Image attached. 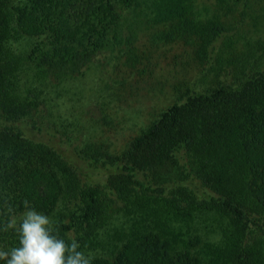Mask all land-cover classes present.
Masks as SVG:
<instances>
[{
    "label": "trees",
    "instance_id": "16d2710c",
    "mask_svg": "<svg viewBox=\"0 0 264 264\" xmlns=\"http://www.w3.org/2000/svg\"><path fill=\"white\" fill-rule=\"evenodd\" d=\"M217 2L204 22L191 0H0V249L19 246L8 208L19 222L28 201L92 264H264V68L241 62L227 83L190 87L119 153L47 119L51 84L108 49L133 57L141 32L216 56L241 0ZM116 208L134 220L108 250ZM208 218L223 221L219 243L183 231Z\"/></svg>",
    "mask_w": 264,
    "mask_h": 264
},
{
    "label": "rangeland",
    "instance_id": "374dc122",
    "mask_svg": "<svg viewBox=\"0 0 264 264\" xmlns=\"http://www.w3.org/2000/svg\"><path fill=\"white\" fill-rule=\"evenodd\" d=\"M244 1L235 17L229 16L231 24L238 23V30L224 41L216 56L197 55L194 39L167 43L162 36H155L153 29L141 32L133 57L126 53L116 56L108 49L96 57L83 76L51 84L46 95L47 119L79 139L82 147L94 145L119 153L190 87L207 90L227 83L241 62L264 68V0H249L247 6H243ZM191 3L197 19L204 22L218 14L217 0ZM21 39L17 46L25 49L28 40ZM133 217L116 208L101 232V239L114 241L108 250H114L119 237L128 232ZM183 225L185 233H195L206 243L223 239L224 224L217 218Z\"/></svg>",
    "mask_w": 264,
    "mask_h": 264
},
{
    "label": "clouds",
    "instance_id": "9594fccd",
    "mask_svg": "<svg viewBox=\"0 0 264 264\" xmlns=\"http://www.w3.org/2000/svg\"><path fill=\"white\" fill-rule=\"evenodd\" d=\"M26 211L19 222L13 213L4 230L17 233L19 246L10 250L0 249L3 264H92L91 253L81 251V245L73 239L66 241L58 235V229L48 215L40 213L24 201Z\"/></svg>",
    "mask_w": 264,
    "mask_h": 264
}]
</instances>
